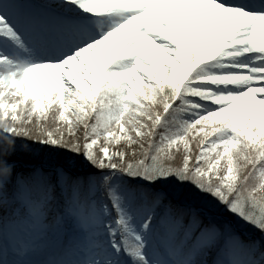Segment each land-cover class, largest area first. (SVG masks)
Returning a JSON list of instances; mask_svg holds the SVG:
<instances>
[{"label":"snow or ice","instance_id":"1","mask_svg":"<svg viewBox=\"0 0 264 264\" xmlns=\"http://www.w3.org/2000/svg\"><path fill=\"white\" fill-rule=\"evenodd\" d=\"M0 264H264V0H0Z\"/></svg>","mask_w":264,"mask_h":264}]
</instances>
